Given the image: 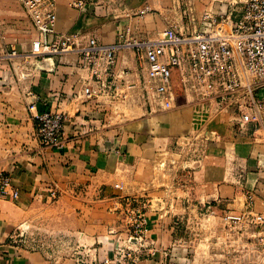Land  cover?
I'll list each match as a JSON object with an SVG mask.
<instances>
[{"label": "crops", "instance_id": "crops-1", "mask_svg": "<svg viewBox=\"0 0 264 264\" xmlns=\"http://www.w3.org/2000/svg\"><path fill=\"white\" fill-rule=\"evenodd\" d=\"M71 1L55 0L56 33L77 47L92 37L113 46V76L81 68L76 50L35 55L39 34L20 2L0 0V172L10 176L0 196V264H96L118 249H129L132 264H198L186 237L197 214H242L248 193L252 210L264 212V137L255 123L241 129L183 93L177 71L172 107L150 112L160 105L120 33L157 41L188 21L179 12L204 2L90 0L79 10ZM48 109L66 115L58 149L35 136V116ZM138 204L143 243L128 240Z\"/></svg>", "mask_w": 264, "mask_h": 264}, {"label": "built area", "instance_id": "built-area-1", "mask_svg": "<svg viewBox=\"0 0 264 264\" xmlns=\"http://www.w3.org/2000/svg\"><path fill=\"white\" fill-rule=\"evenodd\" d=\"M39 34L32 42L35 55L59 53L70 50L79 52V66L113 76L116 57L113 46L99 44L89 38L88 44L77 47L67 35L55 31L57 20L55 0H18ZM90 0H72L71 5L83 9ZM209 31H193L189 34L166 28L159 40H139L125 34L124 43L133 47L147 64L146 86L161 108H170L177 98L173 73L177 71L180 89L196 102L207 104L215 113L229 115L230 121L243 128L253 122L264 137V98L258 95L264 87V0H245L238 14L219 22L213 19ZM223 23V24H222ZM228 25L226 29L223 26ZM53 37V38H52ZM86 94L90 95L89 88ZM35 136L40 145L48 148L62 147V135L66 115L58 110H44L36 116ZM10 176L0 172V196H7ZM17 192L12 191L11 197ZM248 193L245 212L227 214L226 218L244 220L255 225L259 244L264 251V212L252 210ZM144 205H131L129 218L132 235L129 241L143 243L146 235ZM135 258L129 249H118L114 257L96 264H132Z\"/></svg>", "mask_w": 264, "mask_h": 264}, {"label": "rangeland", "instance_id": "rangeland-1", "mask_svg": "<svg viewBox=\"0 0 264 264\" xmlns=\"http://www.w3.org/2000/svg\"><path fill=\"white\" fill-rule=\"evenodd\" d=\"M182 1V0H181ZM204 6L201 9L191 12L181 11L180 17L186 21L182 26L174 28L182 34H189L195 30L209 31L215 23L213 19L219 22L226 20L228 15L234 18L242 8L245 0H202ZM189 20L191 22H189ZM223 24V23H222ZM228 25L223 26L226 29ZM138 71L147 72V64L144 58L136 59ZM146 84V82H145ZM155 103V102H154ZM150 112L158 111L161 106H146ZM226 212L211 214H197V218L189 223L193 228L190 235L196 243L198 253V264H222L225 260H234L237 257L242 258L244 264H264L260 263L258 254H254L257 249L261 250L260 256L264 258L263 247L257 244L256 237L252 233L258 230L256 226L246 225L244 220H232L226 218ZM243 221V222H242ZM25 233L30 232V226H24ZM34 230V229H33ZM39 230V229H37ZM254 254V255H253Z\"/></svg>", "mask_w": 264, "mask_h": 264}]
</instances>
